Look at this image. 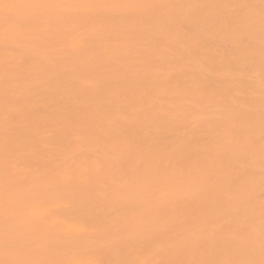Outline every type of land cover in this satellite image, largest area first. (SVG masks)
Segmentation results:
<instances>
[{"label": "rangeland", "instance_id": "obj_1", "mask_svg": "<svg viewBox=\"0 0 264 264\" xmlns=\"http://www.w3.org/2000/svg\"><path fill=\"white\" fill-rule=\"evenodd\" d=\"M0 264H264V0H0Z\"/></svg>", "mask_w": 264, "mask_h": 264}, {"label": "snow or ice", "instance_id": "obj_2", "mask_svg": "<svg viewBox=\"0 0 264 264\" xmlns=\"http://www.w3.org/2000/svg\"><path fill=\"white\" fill-rule=\"evenodd\" d=\"M116 6H119V5H116Z\"/></svg>", "mask_w": 264, "mask_h": 264}]
</instances>
